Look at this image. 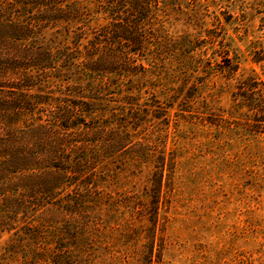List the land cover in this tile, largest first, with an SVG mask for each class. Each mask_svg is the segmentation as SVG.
Segmentation results:
<instances>
[{
    "label": "rangeland",
    "instance_id": "1",
    "mask_svg": "<svg viewBox=\"0 0 264 264\" xmlns=\"http://www.w3.org/2000/svg\"><path fill=\"white\" fill-rule=\"evenodd\" d=\"M157 1L142 68L90 80L129 142L86 179L100 194L0 232V264H264V0ZM63 204L79 222L39 219Z\"/></svg>",
    "mask_w": 264,
    "mask_h": 264
},
{
    "label": "trees",
    "instance_id": "2",
    "mask_svg": "<svg viewBox=\"0 0 264 264\" xmlns=\"http://www.w3.org/2000/svg\"><path fill=\"white\" fill-rule=\"evenodd\" d=\"M157 11V0H97L94 11L77 0H0V232L100 192L86 179L129 142L99 117L102 86L90 80L105 78L107 91L142 68ZM99 14L107 21L92 27ZM66 208L39 219L79 222ZM32 222L22 228L31 238L40 234ZM50 240L61 250L62 233Z\"/></svg>",
    "mask_w": 264,
    "mask_h": 264
}]
</instances>
